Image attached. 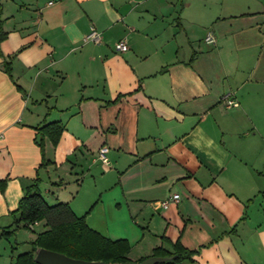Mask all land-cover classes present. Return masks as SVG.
Returning a JSON list of instances; mask_svg holds the SVG:
<instances>
[{
    "label": "crops",
    "instance_id": "0c3cea01",
    "mask_svg": "<svg viewBox=\"0 0 264 264\" xmlns=\"http://www.w3.org/2000/svg\"><path fill=\"white\" fill-rule=\"evenodd\" d=\"M0 29V239L37 181L130 261L264 264V0H0Z\"/></svg>",
    "mask_w": 264,
    "mask_h": 264
},
{
    "label": "trees",
    "instance_id": "16d2710c",
    "mask_svg": "<svg viewBox=\"0 0 264 264\" xmlns=\"http://www.w3.org/2000/svg\"><path fill=\"white\" fill-rule=\"evenodd\" d=\"M4 37L0 29V39ZM13 54L12 57H14ZM11 60L4 61L3 68L10 72ZM63 130L60 122H51L39 128L40 137L37 141L43 154V141L47 136L53 144H56ZM0 188L2 186L0 185ZM14 220L9 230L3 231V236L14 235L17 228L29 229L30 225L43 220L47 228L36 234L30 242L31 249L16 255L14 264H37L34 261L35 251L44 248L65 254L66 256L93 261H104L110 263L130 261L127 257L130 246L125 239H110L91 229L83 217L73 214L67 203L49 205L44 200L35 181L28 186L21 198L17 208L12 212ZM195 253L183 247L178 241L171 244V250H165L162 246L153 248L152 255L160 256L175 255V261L191 259ZM169 264V263H165Z\"/></svg>",
    "mask_w": 264,
    "mask_h": 264
},
{
    "label": "water",
    "instance_id": "95a60500",
    "mask_svg": "<svg viewBox=\"0 0 264 264\" xmlns=\"http://www.w3.org/2000/svg\"><path fill=\"white\" fill-rule=\"evenodd\" d=\"M175 257H176L175 255L166 256V257L149 256L141 261L110 263L104 261H93V260L72 258L59 252L51 251L44 248H38L35 251L34 261L37 264H161V263H171L174 261Z\"/></svg>",
    "mask_w": 264,
    "mask_h": 264
},
{
    "label": "built area",
    "instance_id": "2783aa9c",
    "mask_svg": "<svg viewBox=\"0 0 264 264\" xmlns=\"http://www.w3.org/2000/svg\"><path fill=\"white\" fill-rule=\"evenodd\" d=\"M100 39H101L100 33L96 31L94 28H91V30L83 37L84 42L98 43ZM204 41L205 43L210 44V45L215 44V39L211 33H208L205 36ZM114 47H115V50L121 51V52L126 51L128 49V46L125 40L123 39L118 40L115 43ZM223 102L227 107L234 106L237 104L234 100L230 99L228 96L223 97ZM107 151H108L107 146H101L97 151L98 159H100L104 163H107V157H106ZM179 200H180V195L178 193H174L169 198L161 201L160 205L164 209H166L169 207V205L178 203Z\"/></svg>",
    "mask_w": 264,
    "mask_h": 264
},
{
    "label": "rangeland",
    "instance_id": "374dc122",
    "mask_svg": "<svg viewBox=\"0 0 264 264\" xmlns=\"http://www.w3.org/2000/svg\"><path fill=\"white\" fill-rule=\"evenodd\" d=\"M42 225L36 226L32 225L30 229H23V231H19V233L12 235V237H7L0 239V264H4V262H9V258L11 256V252H13V256L18 253L27 251L30 249L29 243H15V240L19 241L20 239H27L25 238L29 234L31 236L30 239L34 237V234L40 231ZM15 233V232H14ZM29 236V237H30ZM29 239V238H28ZM12 264V263H11Z\"/></svg>",
    "mask_w": 264,
    "mask_h": 264
}]
</instances>
